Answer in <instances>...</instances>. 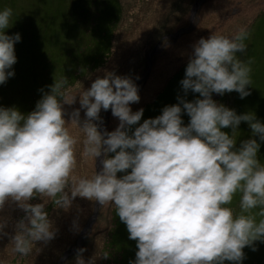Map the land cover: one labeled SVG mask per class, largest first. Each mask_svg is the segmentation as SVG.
<instances>
[{"label":"clouds","instance_id":"obj_1","mask_svg":"<svg viewBox=\"0 0 264 264\" xmlns=\"http://www.w3.org/2000/svg\"><path fill=\"white\" fill-rule=\"evenodd\" d=\"M11 17V8L0 10V85L15 75V45L22 38L7 34ZM248 37L246 27L233 35L201 37L180 82L185 94L192 91L198 98L179 97L143 123L144 109L131 107L141 99L138 85L107 69L72 96L65 90L67 80L55 79L29 113L0 106V211L11 201L24 212L14 234L4 232L7 221L0 217V237L10 235L14 251L29 255L33 243L47 245L57 235L49 201L69 212L79 197L100 208L114 205L129 239L136 241L130 264H243L244 248L264 242V164L258 159L264 121L252 111L238 114L213 93L235 91L241 99L251 94L252 61L237 55L246 54ZM77 95L80 108L71 122L84 135L83 155L95 162L104 156L91 177L73 174L79 138L67 127L64 105L76 103ZM109 109L120 123L101 131V111ZM182 112L190 117L187 125ZM241 122H247L252 138L237 147L234 135ZM238 192L237 214L229 205ZM36 198L41 202L32 203ZM85 251H77L75 264H96L98 256L85 260Z\"/></svg>","mask_w":264,"mask_h":264},{"label":"rangeland","instance_id":"obj_2","mask_svg":"<svg viewBox=\"0 0 264 264\" xmlns=\"http://www.w3.org/2000/svg\"><path fill=\"white\" fill-rule=\"evenodd\" d=\"M36 1L39 0H17L23 16L20 18L17 13L12 14L11 30L13 27L16 28L14 24L15 20L19 22V28H22V30L26 32L29 31L28 26L31 19L28 17L29 6H34L33 4ZM102 1L103 0H90V3L100 4ZM119 1L122 5V12L121 19L115 30L116 47L114 48L115 50L112 60L102 71L98 73H90V75L88 74L86 76L84 82L80 81L78 85L68 88L66 91L69 96L75 95L83 88L85 90L88 89L98 76L104 75L105 69L114 71L117 75L121 76H126L125 73L130 71L131 78L135 76L136 84L138 85L140 83L139 95L141 99L138 103L131 105L134 112L143 108L147 104H152L157 95L168 85L165 93L159 99L160 101L154 105V108L147 109L145 113V119L155 118L162 113L165 106L178 103L179 97H184L188 101H193L198 98L199 94L192 91L185 94L180 83L185 77L186 66L192 55L195 43L201 37L206 38L210 36L212 32L233 35L238 32L240 28L246 27L249 31V37L245 41L247 45L246 54L238 53L237 55L242 60L247 61L251 59L252 61L250 65L252 69L250 74L252 85H249L251 94L243 98L245 105H243L242 102H239L240 95L235 91L226 93L227 100L224 96L220 98V95H214V93L213 99L218 103H222L235 109L238 114L249 112L248 108L253 112L251 107L254 106L257 110V113H254L259 116L261 121H264V106L260 105V100L264 97V0H203L201 2L198 0ZM197 2L196 15L191 24L192 12ZM11 4L12 0H0V10L8 8L6 5ZM93 9L94 8L91 9V13H89V11L86 13L88 19L90 18L92 21H94V16L97 14ZM46 12L47 8L44 7L38 14V18L41 16L44 18ZM75 12V18L80 20L82 15H79L77 10H75ZM254 16L258 17L255 20H252ZM35 22L36 29H44V21L42 18ZM190 26L192 27L189 32H184L176 40L171 38V36L175 35L180 29L189 28ZM7 34L12 35L9 32H7ZM79 34L80 32H77L74 37L79 36ZM21 37V40L15 45L17 55V62L13 66L15 71L21 70L20 72L22 73L27 72L26 68L28 69L30 67V64L33 61V56H36L37 53L42 56V60H46L51 55L56 57L61 51L59 43L55 45L59 36ZM74 37H70V39ZM81 37L82 40H89V37L91 36ZM31 40H35L32 46L30 45ZM158 45V51L151 57L152 66L150 72L146 75L144 80L140 81L141 77L148 69V55ZM140 67L141 72L138 71V68ZM179 70H181V72L173 78L174 74ZM44 79L45 78L41 79L40 85H43ZM21 88L24 89L23 93ZM25 88H28L25 78H9L6 83L0 85V106H16L19 109H22L25 102L26 106L27 102H29L27 112L30 111V106H32V104L36 105L44 92H42L41 96H36V99H34V95L28 93L27 91L29 89ZM31 98L34 100L30 101ZM34 101L36 102L33 103ZM254 103L257 105H254ZM64 108L65 119L69 121L67 122V127L73 135L78 136L79 138V142L75 148L77 166L73 174L77 177H91L97 169L99 158H97V162H95L94 159L83 155L84 135L79 127L71 122L73 111L80 108L79 95H77L76 103L70 105L66 104L64 105ZM84 111V109H81L80 112L81 123L85 118ZM109 111H111V109L108 111H101L100 115L102 117V122H98L100 123L101 131H113L120 123L119 119L114 117L112 112L109 113ZM182 119L184 125H187L190 122V117L186 112H182ZM103 125L105 126L104 129ZM240 126L242 129H240ZM224 131L231 134L232 129L227 128L224 129ZM242 135V141L247 140L249 136L252 138V130L247 122H241L234 135L237 147H239L240 141L238 137ZM256 139L259 140V137H256ZM260 143L261 148L258 153V159L261 164H264V141H261ZM240 197L241 194L238 192L234 196L231 205H229L234 213L237 214L240 212ZM31 202L39 203L41 200L36 198ZM50 202L51 201H49V203ZM80 205L83 206V209H81ZM95 208V202L77 197L69 212L55 209V215H53L52 219H57L58 223L56 224V227L58 230L59 226H69V228H72L74 225H78L77 231L73 232V234H75L72 240L73 242L78 234H80V239L82 232L93 216ZM113 208L114 205L112 204H106L101 208L99 207L95 222L86 231V235L82 238L81 244L76 247V252L81 248L86 249L83 253L85 260L97 255L98 258L96 264H106V260L101 256V250L106 238H108L112 216L111 212ZM260 210L261 209L258 207L253 209L252 213L256 214ZM78 212H83L81 217L83 221H85L83 225L78 219L80 216L78 215ZM23 215L24 212L19 209L15 203L11 201L6 202L4 209L0 211V217H3V219L7 221V226L4 229V232L14 234V225ZM256 219L259 221L261 217L257 215ZM74 221L76 222L75 224ZM58 234L59 237L57 240L55 237L51 243L53 241H59L60 243V230L57 232V235ZM79 239L75 242V245ZM46 246L47 245H43L42 242L37 244L33 243V251L29 255L24 256L14 251L13 245L10 241V235H3L0 237V264H12L14 260L16 261V264H60L63 258L60 255L62 249L58 250L56 253L55 249H53L56 246V243H54L50 245V249L52 250L48 252ZM253 247H255V250H253ZM137 250V246L135 245L133 249L127 253L125 264H130L131 261L135 260ZM244 252L245 259L243 260V264H264V242L256 241L253 246H246ZM64 264H75V256L65 261ZM225 264H232V262L225 261Z\"/></svg>","mask_w":264,"mask_h":264},{"label":"trees","instance_id":"obj_3","mask_svg":"<svg viewBox=\"0 0 264 264\" xmlns=\"http://www.w3.org/2000/svg\"><path fill=\"white\" fill-rule=\"evenodd\" d=\"M91 4L90 0H39L33 4L34 6H29L28 17L31 18L28 26L29 31L26 32L23 31L22 28H19V22L15 20L14 24L16 28L13 27L11 30L10 27V29H7V32L12 35L20 33L21 36H59L55 45L59 43L61 51L56 57L51 55L46 60H42V56L37 53L36 56H33V61L30 64V67L28 69L26 68L27 72L22 73L20 72L21 70L15 71V75L13 76L15 78H25L26 85L28 86V88L25 89H29L27 92L34 95V99H36V96H41L42 92L49 91V86L54 84L55 79H66L67 85L65 86V90H67L70 87L78 85L80 81L84 82L88 74L90 75V73H98L102 71L112 60L115 50L114 48L116 47L115 30L118 26L119 20L121 19V2L119 0H103L100 4H92V6ZM6 6L12 9V14L17 13L20 18H22L23 15L20 11V6L18 5L17 0H12V4ZM44 7L47 8V12L44 14V18L42 16L40 17L44 21V29L38 30L36 29L35 21L40 19L38 18V14ZM92 8H94L93 11L97 12L96 16L93 15L94 21L90 20V18L88 19L86 15L88 11L91 13L90 11ZM75 10H77L79 15H82L80 20L75 18ZM258 16H254L252 20H255ZM77 32H80L79 36L74 37ZM81 36L91 37H89V40H82ZM70 37L74 38L70 39ZM34 42L35 40H31L30 45L32 46ZM140 70L141 67L138 68L139 72H141ZM129 72L127 71L125 74L126 76L131 77ZM180 72L181 70L174 74L173 78ZM43 78H45L43 85H40L41 79ZM132 79L136 83L135 76L132 77ZM167 87L168 85L157 95L152 104H147L143 107L144 115L140 123H143V120H145V113L147 109L154 108V105L160 101L159 99L163 96ZM21 90L23 93L24 89L21 88ZM215 94L216 93H214V95ZM226 95V93L224 95H220V98H222V96L226 98ZM34 99L31 98L30 101ZM239 99V102H242V104L245 105L244 99L241 100L240 96ZM260 101V105L264 106V97H262ZM35 102L36 101L33 103ZM28 103L29 102H27L26 106L25 102V105H23L22 109H20L23 113H28L35 109L36 105L32 104V106H30L31 110L27 112ZM254 105L257 104L254 103ZM251 108L253 109V112L257 113L254 106ZM248 110L251 111L250 108H248ZM256 117L260 120L258 115H256ZM137 126L138 125L132 126V131H134ZM240 129H242V127ZM242 137L243 135L238 137L240 140L239 145L242 142ZM250 138L251 136L247 139ZM118 175H123V173H118ZM80 206L81 209H83V206ZM55 209L56 206L52 202L47 205V211L49 212L51 218L55 215ZM82 213L83 212H78V215H80L78 219L83 225L85 221L81 218ZM111 215L109 234L101 250V256L104 254L108 255L107 258H104L106 260V264H125L126 255L136 245V241L129 239V233L126 225L119 220L115 207L113 208ZM55 219L56 218H53L55 224H57L58 221ZM59 230L61 234L60 243L59 241H53L52 243H48L46 247L48 252H50L52 250L50 249V245L56 243V246L53 249H55L56 253L58 250L62 249L60 255L63 257L64 254L72 248L73 245H75V242L79 239L80 234H78L76 239L72 242L75 236L73 232L77 231V225H74L72 228H69V226H59ZM58 237L59 234L56 235V240ZM76 253L77 252L70 255L66 261L76 256ZM12 264H16V261L14 260Z\"/></svg>","mask_w":264,"mask_h":264},{"label":"water","instance_id":"obj_4","mask_svg":"<svg viewBox=\"0 0 264 264\" xmlns=\"http://www.w3.org/2000/svg\"><path fill=\"white\" fill-rule=\"evenodd\" d=\"M198 1H203V0H198ZM197 5H198V2L196 3V6L194 7L193 9V12H192V16H191V24H192V21L196 15V10H197ZM192 26H190L189 28H182L180 29L175 35L171 36V38H174L175 40L181 35L183 34L184 32H188L190 29H191ZM159 49V45L154 49L152 50V52L148 55V69L146 71V73L141 77V80H144V78L146 77V75L150 72V69H151V66H152V63H151V57L158 51ZM139 85L140 83L138 84V88H139ZM111 111H109L110 113ZM105 128V126L103 125V129ZM104 159V156L102 155L101 157H99L98 159V162H97V171H100L101 170V161ZM99 207L97 204H96V208H95V211L93 213V216L91 217V219L89 220L86 228L84 229V231L82 232V235L79 239V241L77 242V244L75 246H73L71 249H69V251L67 253L64 254L60 264H64V262L66 261V259L72 255L75 251H76V247L79 246L81 244V241H82V238L86 235V231L92 226V224L95 222L96 218H97V215H98V211H99Z\"/></svg>","mask_w":264,"mask_h":264}]
</instances>
